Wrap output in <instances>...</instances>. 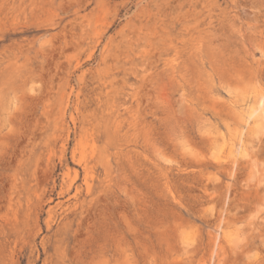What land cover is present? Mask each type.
I'll return each mask as SVG.
<instances>
[{
  "label": "rangeland",
  "instance_id": "rangeland-1",
  "mask_svg": "<svg viewBox=\"0 0 264 264\" xmlns=\"http://www.w3.org/2000/svg\"><path fill=\"white\" fill-rule=\"evenodd\" d=\"M0 264H264V0H0Z\"/></svg>",
  "mask_w": 264,
  "mask_h": 264
},
{
  "label": "bare ground",
  "instance_id": "bare-ground-1",
  "mask_svg": "<svg viewBox=\"0 0 264 264\" xmlns=\"http://www.w3.org/2000/svg\"><path fill=\"white\" fill-rule=\"evenodd\" d=\"M258 109L260 110V106H259L257 109L253 110V112L251 113V116H252L255 112H257Z\"/></svg>",
  "mask_w": 264,
  "mask_h": 264
}]
</instances>
